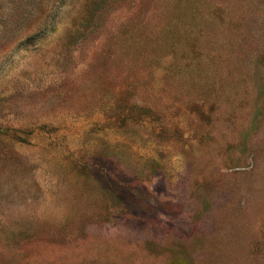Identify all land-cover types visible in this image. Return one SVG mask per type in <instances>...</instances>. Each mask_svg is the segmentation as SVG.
<instances>
[{"label": "rangeland", "instance_id": "374dc122", "mask_svg": "<svg viewBox=\"0 0 264 264\" xmlns=\"http://www.w3.org/2000/svg\"><path fill=\"white\" fill-rule=\"evenodd\" d=\"M0 264H264V0H0Z\"/></svg>", "mask_w": 264, "mask_h": 264}]
</instances>
